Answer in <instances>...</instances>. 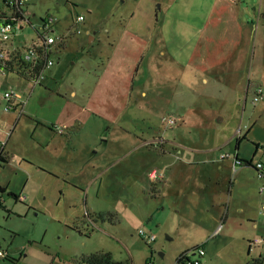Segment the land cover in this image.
I'll return each instance as SVG.
<instances>
[{
	"label": "rangeland",
	"instance_id": "374dc122",
	"mask_svg": "<svg viewBox=\"0 0 264 264\" xmlns=\"http://www.w3.org/2000/svg\"><path fill=\"white\" fill-rule=\"evenodd\" d=\"M237 1L264 11V0ZM171 2L137 0L138 11L160 26ZM134 9L133 0H29L26 21L3 44L9 50L31 45L46 19L55 22L49 34L64 37L52 45L54 64L43 69L40 83L17 72L0 74V141L7 157L0 165L6 188L0 249L18 264H87L97 252L123 264H176L182 252L206 242L205 256L190 253L192 260L264 264V242L202 227L220 212L219 195H226L206 177L227 172L224 161L234 158L236 139L244 155L258 145L252 162L264 153V26L253 14L241 63L229 76L218 69L195 84L182 95L180 111L163 78L175 64L153 50L151 65L146 58L129 86L128 105L116 111L100 103L94 88L108 42ZM77 15L84 19L75 21ZM257 87L263 99L256 102ZM201 187L216 195L213 204ZM10 192L28 198L14 200ZM140 230L155 239L147 242Z\"/></svg>",
	"mask_w": 264,
	"mask_h": 264
},
{
	"label": "crops",
	"instance_id": "0c3cea01",
	"mask_svg": "<svg viewBox=\"0 0 264 264\" xmlns=\"http://www.w3.org/2000/svg\"><path fill=\"white\" fill-rule=\"evenodd\" d=\"M133 1L135 9L130 12L128 22L120 24L117 31L114 29L115 37L108 42L109 50L104 55L102 72L94 88L100 97V103L104 107L111 105L116 111H121L128 105L129 86L131 82L133 84L146 58L151 63L153 50H158L160 55H168L167 59L170 58L175 64V71L173 72L174 67L171 68L172 70L163 74V78L167 81L165 84L172 85L171 100L180 111L183 106L182 95L191 93L195 84L200 81L208 82V77L213 78L212 74H216L218 69H223L224 76H229L241 63L247 54L251 27L254 24L253 14L256 23L264 26L262 9L249 8L237 0H172L165 12L167 15L172 13L165 15L160 26L153 23L148 12L143 14L141 10L138 11L137 0ZM135 18L141 21H135ZM178 87L180 90H176ZM132 88L133 86L130 90ZM233 92L235 93L234 90ZM110 95L115 100L111 102L113 104H108ZM169 142L173 149L176 146L183 148L176 141ZM256 152L257 149H254L249 156L242 154V147L235 148L234 158L224 161L228 163L227 172L220 178L213 173L206 177V183L219 185L220 194L225 189L226 195L223 199L219 195L220 212L211 221L204 223L203 229H211L213 234L221 232L220 237L226 236L228 231L249 243L264 235V196L259 191L261 183L254 175V166H235L236 156L248 160ZM183 161L192 163L190 160ZM258 161L264 163V153ZM172 162L166 163L167 170ZM256 162H252L253 165ZM217 167L222 169V164ZM169 179L170 174L167 172L166 181ZM223 179L225 181L221 182ZM200 194L205 201L214 203L216 195H212L208 188L201 187ZM223 219L224 225L219 230V223ZM218 220L219 223L216 224ZM7 253L10 255L8 251Z\"/></svg>",
	"mask_w": 264,
	"mask_h": 264
},
{
	"label": "built area",
	"instance_id": "2783aa9c",
	"mask_svg": "<svg viewBox=\"0 0 264 264\" xmlns=\"http://www.w3.org/2000/svg\"><path fill=\"white\" fill-rule=\"evenodd\" d=\"M28 4L29 0H0V74L17 72L25 76L31 82L37 84L40 83V79L43 78V72H40V74L37 75V69L41 65H44L45 68L54 64L53 59L50 58L51 47L56 40L59 39L61 42L64 37L55 38L50 35L49 32L53 30L55 22L53 19H46L43 20L41 32H39L37 41L32 42L29 46L22 47V49H5L3 44L8 43L11 36L14 34V28L18 27L20 22L26 21L25 14L28 9ZM83 19V15H77L75 21H82ZM262 99V89L257 87L254 100L257 102ZM7 110H10V108H7ZM170 122H173V120L170 119ZM254 169L257 178L262 181L259 191L261 194H264V163L262 161H257L254 163ZM18 198L20 200H27L28 196L19 195ZM220 227L221 224L218 229ZM139 235H141L147 242H151L155 239V235L153 233H146L143 230L139 231ZM251 242L256 244L262 243L264 242V239L262 237H256ZM190 253L197 255L200 258L204 257V247H199L196 250L190 251L187 254V258L182 262L183 264H202L200 260H192L189 255ZM7 256V251L0 249V259H5Z\"/></svg>",
	"mask_w": 264,
	"mask_h": 264
},
{
	"label": "trees",
	"instance_id": "16d2710c",
	"mask_svg": "<svg viewBox=\"0 0 264 264\" xmlns=\"http://www.w3.org/2000/svg\"><path fill=\"white\" fill-rule=\"evenodd\" d=\"M39 35V32H38ZM44 69V65L39 66V68L37 69L36 73L37 75L40 74V72H43ZM241 139L237 138L236 142H235V148L238 149L239 144H240ZM255 149H258V145L255 144ZM236 165L239 166H254L252 163V158L246 160V159H240L236 156ZM7 162V157L5 155V151H4V143H2L0 141V165L3 163ZM6 192V188L3 187L2 185H0V195L4 194ZM10 196H12L14 198V200L19 199V195L15 194V193H8ZM199 247H204V244H200V245H196L194 247H192L189 250H186L184 252H182L176 259V264H183L182 262L187 258V254L190 251L196 250ZM5 261H9L11 264H18L19 263V259L18 258H14L10 255H8L5 258ZM85 262L87 264H123L122 262H118L115 261L112 257V254L110 252H97V253H93L88 255L85 258Z\"/></svg>",
	"mask_w": 264,
	"mask_h": 264
}]
</instances>
